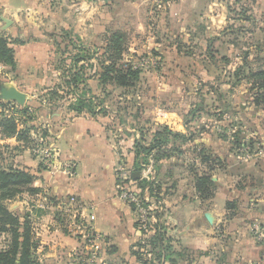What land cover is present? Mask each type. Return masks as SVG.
<instances>
[{"label": "crops", "instance_id": "1", "mask_svg": "<svg viewBox=\"0 0 264 264\" xmlns=\"http://www.w3.org/2000/svg\"><path fill=\"white\" fill-rule=\"evenodd\" d=\"M180 1L0 0V16L12 21L0 31L9 37L15 58V71L7 72V67L0 65V74L11 75V82L28 94L31 101L26 104L40 107L32 124L39 123L36 125L46 132L44 144L58 153L50 166L42 163L43 169H39L41 161L28 148L14 156L16 164L37 171L32 186L41 191L34 195L23 193L10 202L17 208L25 207L22 212L31 215L41 264H88L90 248L82 235L68 234L58 221L63 215L60 204L70 196L93 207L92 225L99 236L98 263L252 264L257 258L261 260V251L251 240L246 221L257 214L264 217V205L258 204H264V152L254 159L241 160L215 132L217 121L211 114L218 113L219 108L211 114L196 111L193 119L188 109L198 107L194 97H204L200 96L201 86L212 97L211 102L217 104L216 97L233 102L235 97H252L248 82L232 85V72L242 65L244 52L251 60V68L259 66L251 59L255 48L251 44H264V0H222L223 24L214 34L208 33L203 20L207 0H196V4L189 5L187 18L177 19L176 6ZM2 25L0 19V28ZM201 26L205 28L203 32ZM110 30L126 34L127 50L123 57L154 52L161 60L157 72L146 69L141 73L140 96L97 97L95 101H102L106 111L95 106L92 113L75 114L35 105L34 97L20 87L21 79L28 78L31 84L41 87L58 83L59 60L65 58L64 64L68 65L69 57L79 53L88 54L90 59L79 60L76 67L88 64L86 82L93 94H101L95 71ZM207 43L216 52L213 64L205 55ZM260 64L264 68V62ZM160 76L172 86L161 94L157 91ZM174 97H178L175 103L179 101L181 109L168 108L172 107ZM183 102L186 110L182 109ZM129 104L131 107L126 106ZM153 107L173 111L169 116L176 120L171 126L165 124L186 139L170 141L158 151L161 156L150 161L147 170L143 166L136 169L133 145L139 138L136 129L140 124L134 115L140 108L138 119L149 118L155 123ZM200 116H204L207 125L199 122ZM0 140V145H19L14 137ZM200 148L218 157L213 165L200 161ZM61 161L74 162L72 175L61 171ZM121 161H125L132 174L139 172L138 178L133 175L135 179L130 185L136 194H147L158 204L153 224L163 227L164 244L170 247V253L181 251L180 256L171 255L160 261L151 254L140 259L136 256L144 236L136 211L118 197L115 169ZM141 162L140 157L138 163ZM202 173L210 175L215 190L212 196L200 199L193 179ZM148 175L149 181L159 182L155 196H150L147 187L142 190L138 186ZM43 197L52 199L45 208L37 206ZM228 201L236 202L233 212L226 208ZM34 207L42 209L36 211ZM205 212L211 213L212 223L205 219Z\"/></svg>", "mask_w": 264, "mask_h": 264}, {"label": "trees", "instance_id": "2", "mask_svg": "<svg viewBox=\"0 0 264 264\" xmlns=\"http://www.w3.org/2000/svg\"><path fill=\"white\" fill-rule=\"evenodd\" d=\"M204 26H201V32L205 29ZM232 30L236 31V29ZM10 43L9 37L0 31V65L7 67V72L15 71L14 50L9 46ZM251 45L256 48H254L251 59L254 63H259V66L251 68V60H247L246 52H244L242 65L232 72V79L234 80L232 85L236 86L241 81L248 82L250 84L249 89L253 91L252 97H249L253 110L264 112V68L260 64L264 62V55H262L264 44L254 42ZM206 46V58L213 64L216 52L211 48L212 46H208V43ZM126 50V34L121 30H110L106 44L103 47L100 66L95 71L101 88V94L99 95L93 94L86 82L85 68L88 64L84 63L76 67L79 60L90 59L88 54L85 56L77 53L70 56L68 65L64 64L65 58L59 60L60 81L43 88L41 97H39L41 105H45L51 110L60 109L67 113H92L95 110V106H99L100 111H106L102 101H95L97 97L140 96L141 87L139 83L141 73L146 67L139 65L142 61L141 59L144 57L153 58L155 60L154 63L147 65V68L153 71L160 69L161 60L154 52L150 53V56H146L145 54L147 53H145L143 56L126 58L123 57ZM114 89H121V92L115 94ZM216 101L218 104L214 108H219L220 111L215 114L209 113L219 122L214 126L215 132L231 146L234 154L240 155L244 152L241 151L244 148L251 152L256 147L263 146L264 133L262 134V132L264 130L260 128L264 127V118L253 117L252 110L248 111V113L242 110L244 120L238 116L237 120L231 122L230 118H232V115L236 118V113L241 107L240 104L224 97H216ZM204 102L203 99L200 104H196L198 107L193 106L188 109L192 119L195 118L196 111L202 112L203 110L208 114ZM126 106L131 107L130 104ZM39 108L31 104L17 106L15 103L0 101V139L14 137L19 143V145L13 147L0 145V237H3L0 240V264H41L38 260V240L34 233L31 215L26 212L11 211L7 205L8 202L19 198L23 193L34 195L41 191L32 186L36 179L37 171H32L14 162L15 152H20L22 148H28L31 151L38 143L36 138L44 140L45 130L36 124H32L39 115ZM140 111L141 109L139 108L134 115V119L140 124L136 129L139 131L140 137L133 145L136 156L134 167L136 169H140L143 166L142 164L148 163L149 159L152 160L161 156L158 151L170 141L186 139L184 135L171 131L166 125H154L149 118L139 120ZM247 121H251V125H246ZM249 133H253L254 136ZM140 157L142 159L141 164L138 163ZM197 157L201 162L210 166L218 159L217 156L210 155L204 148H200ZM42 163L41 161L39 169L44 168ZM123 163L125 164V161ZM186 166L191 168L188 164ZM131 179H135L133 174ZM193 183L200 199L213 195L215 183L211 181L209 174L202 173L200 176H196L193 179ZM138 186L142 190L147 187L150 196H152L157 187H159V182L154 183V181L142 179L139 181ZM142 194L140 192L138 194L139 197L142 198ZM46 198L48 202L52 201L50 197ZM147 204L142 200L143 206L146 207ZM131 206L136 208L134 204ZM226 208L233 212L236 208V202L228 201ZM41 209L35 208L36 211H41ZM63 219L64 216L61 215L58 221L62 223ZM148 226L151 233L146 234L141 231L142 234H145V237L141 240L135 252L139 259L145 254H151L155 255L156 260L160 261L162 258L168 259L171 255L180 256L182 254L181 251L170 253V247L164 244L163 227L161 225L148 222Z\"/></svg>", "mask_w": 264, "mask_h": 264}, {"label": "rangeland", "instance_id": "3", "mask_svg": "<svg viewBox=\"0 0 264 264\" xmlns=\"http://www.w3.org/2000/svg\"><path fill=\"white\" fill-rule=\"evenodd\" d=\"M207 2H208V4H207L206 13H205L206 14L205 18L206 19H203V20L207 24V28L209 30L208 33L209 34H212V33L214 34L218 30L220 25L223 24V16H224V9H225L224 1L222 2V0H207ZM193 4H196V0H181L179 2V4H177V6H176V17H177V19H179V17H181V16L183 17V19L187 18V14L188 13H186V12H188L189 9H190L189 5L193 6ZM145 55L146 56H150V53H147ZM139 56H143V54H141ZM142 59H149V58L144 57ZM151 60L155 61L153 58H151ZM146 69L147 70H151V69L147 68V66L145 67V70ZM11 78H12L11 75L5 76L4 73H2V72L0 74V80L11 82V80H12ZM21 80H23V82L20 85V87L23 90H26L27 92H29L31 97H34V104L35 105L36 104H41L40 101H39V97H41L42 90L45 87H43V86L41 87L39 85L31 84V82L29 81V78L25 79V80L24 79H21ZM18 81L20 82V77L18 78ZM158 81H159V84H158L159 86H157V89H158L157 91H158L159 94L166 92L168 89H170V87H172L170 85L169 81L163 76H160V78H158ZM205 92H206V89L203 86H201L200 87V96L202 95L204 97H194V98H195V100L197 101L198 104H200V101H202L204 99V101H205L204 103H206L205 109L207 110V112L212 113V111H214V109H216L214 107H217V103L216 102H211L212 101V99H211L212 97H208L210 95H208V93H205ZM176 98H178V97H176ZM176 98L174 99V101H172V107H168V108H173L175 110H176V108L181 109L180 108V102L177 101L178 104L175 103L176 102L175 101ZM179 98H181V97H179ZM235 100H236V103L241 105V107H240L241 109L240 108L238 109L239 111H238V113H236L237 114L236 118L233 115L231 116L232 117V118H230L232 120L231 122H233L234 120H237L238 116L242 117V120H244L243 119V114L244 113L242 114V110H245L247 113H248V111L252 110V112H251L252 114L258 115V117H260L262 119L264 118L263 117L264 113H262V111L253 110V108H252V106L250 104V101H249V97H235ZM174 104L176 106H178V107H176ZM184 106H185V103L183 102L182 109L186 110V108ZM162 111H165L164 114H162ZM166 111H168V110H164V109L159 108V107H153L152 108V113L151 114L153 115V119H154L153 121H155L154 125H156L158 123H160L159 125L166 123L167 125L171 126L172 122L174 120H176V118L172 119L169 116V113L173 112V111H170V112H166ZM202 112L205 113L203 110H202ZM246 115H248V114H246ZM203 117L204 116H202V117L200 116L199 117L200 118L199 122H202L201 124L207 125V121ZM217 123H219V122H217ZM36 124L39 125L38 122ZM246 125H251V121L250 122L247 121ZM260 129L264 130V127L263 128L261 127ZM137 139H138V137H137ZM1 143H3V142L0 140V144ZM40 145L43 146V147H47V148L51 149L50 147L46 146L44 144V142H40ZM36 146H39V144H37ZM241 151H243V150H241ZM31 153L33 155H35L40 160V157H39L38 153H33V152H31ZM54 153H55L53 155L54 158L52 157L53 158L52 160H55L56 155H58L57 151H54ZM243 154H244V152L241 153V155H238L241 160L254 159V158L247 157V156L245 157ZM150 161H151V159H149L148 163L142 164L143 167H144V170H147L150 167ZM65 162L74 164L73 161H61V163H65ZM52 163H50V165ZM58 163L60 164V162H58ZM74 166H75V164H74ZM74 166H72V169H71L72 173L71 174H70V171L68 170L70 175L73 174ZM116 173L117 172H116V169H115V175H116ZM144 179L149 181L150 180L149 175L146 176V178H144ZM117 185H118V181H117ZM127 188H128V191H131V192L135 193V190L131 187V185H128ZM117 193H118V189H117ZM137 197L140 198L138 193H137ZM120 199H122V198H120ZM142 199L144 200L145 203H148L146 205L147 211H145V215L148 214L147 217L149 218V221L153 224V216H154L153 214H154V212H158L159 211V206H158V204H154L153 201H152V198L149 197L147 194L142 195ZM122 200H124V199H122ZM124 201L127 204H129L130 206L133 205L129 201H126V200H124ZM258 204L259 205H264L262 201L258 202ZM7 205H8V208L10 210H12V211L22 212V211L25 210V207H18L17 208V206L16 207L13 206L14 202H8ZM134 210L136 211L137 223H138V220H139V214L138 213H139L140 208L136 207V208H134ZM246 225H247V227L249 229L248 230L249 233L252 235V237H251L252 239L251 240L254 241V243L257 245V247H258L257 249H259L261 251V254H260V257H261L260 259L261 260H259V258H257V260H259V262L257 260H255L257 262L254 261V262H252V264H264V217H261V215L259 216L257 214L256 216H253L250 220H247L246 221ZM149 233H151V232L149 231L147 234H149ZM143 236H144V234H143ZM1 239H3V237H0V240ZM96 244L98 245V242H96ZM244 248L247 250V252L249 251V249L246 246H244ZM190 249H192V248H190ZM95 250H96V254H95L94 262L90 263V264H102V263H98L99 257H100V255H99V246H97V248ZM194 250H197V249H194Z\"/></svg>", "mask_w": 264, "mask_h": 264}, {"label": "built area", "instance_id": "4", "mask_svg": "<svg viewBox=\"0 0 264 264\" xmlns=\"http://www.w3.org/2000/svg\"><path fill=\"white\" fill-rule=\"evenodd\" d=\"M153 64L154 61L150 59H142V61L139 63L140 66H147L149 64ZM165 111H162V114H164ZM38 140L39 146H36L31 150L33 153H38L40 157V161H42L46 166H50V163H52L54 160H52L55 154L52 149H49L47 147H43L40 145V142H43L41 138H36ZM243 150V149H242ZM244 156L246 157H256V155L262 154L264 152V144L263 146L256 147L255 150L248 152L246 148H244ZM241 155V154H240ZM53 157V158H52ZM72 166L74 164L72 163H60L59 168L64 172L66 175H70ZM70 171V174L68 172ZM116 178L118 181V197L129 201L130 203L134 204L136 207L140 208L139 210V220H138V227L141 231L144 233H148L149 226L148 222L149 218L147 215H145V211H147V207L142 205V198H138L137 194L128 191V185L131 184L132 179V173L131 171L126 167V165L121 161L117 167H116ZM47 204V200L43 197V201L39 203L37 206L45 208ZM60 208L62 211V214L64 216L62 226L64 227L65 231L70 235H82L83 239L85 240V243L89 246V256L87 258L88 264L94 262L95 254H96V248L98 242V235L92 225V222L94 220V210L91 204H87L85 202H82L78 200L74 196H70L67 202H64L60 204ZM145 237V234H144Z\"/></svg>", "mask_w": 264, "mask_h": 264}, {"label": "water", "instance_id": "5", "mask_svg": "<svg viewBox=\"0 0 264 264\" xmlns=\"http://www.w3.org/2000/svg\"><path fill=\"white\" fill-rule=\"evenodd\" d=\"M0 19L3 22V25L0 28L1 30H5L12 23L10 19L2 15L0 16ZM0 101L13 102L17 106H24L26 103L30 102L31 99L26 92L20 90L12 82L0 80ZM133 175L135 178H138L139 172L136 171ZM204 217L209 223H212L213 219L210 212H205Z\"/></svg>", "mask_w": 264, "mask_h": 264}]
</instances>
